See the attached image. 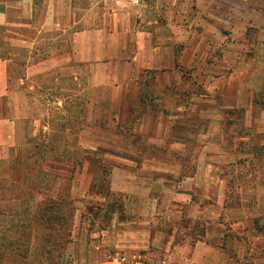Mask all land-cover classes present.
Here are the masks:
<instances>
[{
	"label": "crops",
	"instance_id": "obj_1",
	"mask_svg": "<svg viewBox=\"0 0 264 264\" xmlns=\"http://www.w3.org/2000/svg\"><path fill=\"white\" fill-rule=\"evenodd\" d=\"M263 5L264 0H0V26L4 28L0 41V148L16 145L21 123L32 119L37 123L31 94L50 87L65 92L54 98L61 105L72 99L74 91L81 96L93 89L87 104L103 107L111 100L119 107L116 117L138 115L144 122L146 119V126H152L151 118L157 116L175 119L176 127L161 121L155 126L163 141L175 128V139L157 145L152 138V143L142 147L196 149L192 173L182 178V182H191L186 190L194 193L188 191L178 200L190 205L195 218L208 227L191 256H182L179 264H226L231 252L244 258L251 251L256 252L253 261L264 264V233L257 234L254 223L264 215V64L258 54L248 57L251 39L247 30L226 33L213 29L217 22L231 24L236 6L244 8L240 13L244 19L250 13L264 23ZM262 43L258 41L256 47ZM149 71L156 75L157 93L152 99L161 102L160 109L139 111L140 92L145 87L141 81ZM186 71L199 80L206 93L189 95L182 89ZM109 86L116 94L107 99L104 90ZM202 101L209 103L203 105ZM127 105L132 106L130 110ZM235 110L244 111L247 135L233 137V130L226 135L222 115ZM97 111L90 109L91 117L102 118ZM206 118L210 121L204 127ZM225 160L241 170L236 206L228 205ZM129 161L137 165L136 160ZM143 164L168 166L173 162L153 156L144 158ZM122 177L118 168L117 178ZM135 184L141 187L145 183ZM117 190L126 189L119 186ZM72 194L83 196L76 187ZM225 216L240 218L245 229L233 235L230 246ZM134 223L128 235L121 237L124 231L118 232V247L137 250L158 245L149 221Z\"/></svg>",
	"mask_w": 264,
	"mask_h": 264
},
{
	"label": "rangeland",
	"instance_id": "obj_2",
	"mask_svg": "<svg viewBox=\"0 0 264 264\" xmlns=\"http://www.w3.org/2000/svg\"><path fill=\"white\" fill-rule=\"evenodd\" d=\"M261 8L264 10V5ZM243 10L241 6L233 7L231 24L217 22L213 29H220L226 33L233 30L244 33L247 30L251 39L248 57L253 58L258 54L261 63L264 64V43L256 47L258 41H264L263 19H256L249 13L246 20L240 15ZM2 35L3 31L0 30V41ZM185 76L182 89L187 94L206 93L191 72L186 71ZM150 83L149 87H143L150 95L147 100L149 104L138 105L139 111L150 107L155 110L160 109L161 102L155 99V103L152 99L153 94L157 93L156 79ZM64 93L59 87H50L39 94H31L32 99L35 100L32 106L35 109L34 116L37 117V123L34 124V119L21 123L16 145L9 149L0 148V198L2 199L0 208L20 214L19 217L23 218L22 222H19L20 225L23 223L33 225L29 217L36 216L37 208L43 206L46 197L59 198L65 195L74 208L71 218L63 227L67 234L55 242L52 252L42 250L41 253L40 245L45 244L43 239L48 237L42 238L43 235L47 231L55 235L54 231L42 229L39 225H34L33 232L28 230L32 227L31 225L12 228V223L15 221L10 214H7L0 218V264H179L182 256H191L201 227L205 225L207 230L208 226L205 221L195 218L190 205L185 204L184 201L179 202L178 199L188 191L193 192V190H186L191 187V182H182V178L192 173V163L197 157L196 149L164 150L157 148L159 146H154L152 149L142 147L147 142L152 143V138L156 139L154 143L157 145L163 141L160 130L155 127L158 122L176 127L177 120L157 119L159 117L157 116V118H151L155 122L151 123L152 126H146V119L144 122V118L138 115L130 117L127 114L124 118L116 117L115 112L119 107L111 100L103 103V107L102 105L93 106L92 102L87 104L88 96L94 94L93 89L85 91L81 96H76L77 92L74 91L72 99L61 105L54 98L61 97ZM104 94L107 99H110L116 94V89L109 86L104 90ZM204 103L209 102L202 101L203 105ZM129 106L127 105V108ZM131 107L128 109L130 110ZM90 109L93 112L99 109L97 113H102L103 117H91ZM229 113L231 111L226 116L222 115L223 120L220 118L224 127L227 128L226 135H230L235 127L238 128L235 124L227 125L230 119ZM239 115V111L235 112L236 120ZM209 121L206 118L202 126L207 127ZM214 121L212 119L210 124ZM172 131L164 135V141L167 138H176L178 131L175 128ZM79 149L103 150L104 159L113 165L109 176L110 185L112 192L119 195L118 198L121 199L123 206L108 221L103 220L102 216L101 219H94V212L98 210L99 205L107 202V198L92 190L96 182V174L90 169L89 161H85L82 168L71 166L70 157L74 160L83 156L80 153L77 156L71 153L72 150ZM45 150L47 152H44ZM205 153L206 151L202 152L201 156L203 157ZM153 156L169 159L173 164L168 166L143 164L144 158ZM130 159L136 160L137 165L131 163ZM32 160L35 166L31 165L27 175H23L22 170L27 169L28 163L30 164ZM179 161L185 164L180 165ZM226 161L224 176H226L228 205L236 206L240 202L236 191H238V185L242 184V179L237 176L241 170L234 164L229 165ZM118 168L123 171V177L120 179L117 178ZM135 181H144L145 184L135 187ZM35 185L36 188H34ZM119 186L126 190L124 192L117 190ZM75 187L83 193V196H73L72 191ZM132 190L133 192H130ZM145 209L149 212L144 211ZM223 218L227 225V235H231L226 240L230 246L233 235L236 236V232H243L245 229L240 218L229 219L227 216ZM142 221L150 222L152 238L158 237V245L151 244L147 249L137 250L118 247L116 244V238H120L118 232L124 231L121 237L124 233L128 235L131 231L130 226L135 225L134 222L138 224ZM260 225H263L262 220ZM34 235L39 238L33 239ZM14 239H18L20 247L14 243ZM54 239L53 236L51 240L54 241ZM58 241H60L59 246H57ZM227 244L224 247H228Z\"/></svg>",
	"mask_w": 264,
	"mask_h": 264
},
{
	"label": "trees",
	"instance_id": "obj_3",
	"mask_svg": "<svg viewBox=\"0 0 264 264\" xmlns=\"http://www.w3.org/2000/svg\"><path fill=\"white\" fill-rule=\"evenodd\" d=\"M38 0H36L37 3ZM3 27L0 26V30L3 31ZM2 57V56H0ZM145 79H142V83H145V88L150 85V81H154L156 79V75L155 72H146V76L143 75ZM149 87V86H148ZM143 89V86H142ZM150 96L149 93L146 91V89L141 90L140 92V105H145V104H149V102L147 101V97ZM146 106V105H145ZM240 112V115L238 116V120H236V116H235V112ZM238 111H231V113H229L230 115V119L228 120L227 125H237V127H235V129H233V133L231 134V136H235L237 135H247L248 131L246 130L245 126H244V116H243V110H238ZM264 152V148L261 149ZM261 150H258L257 152H260ZM44 152H47L46 150ZM70 154V151H68ZM72 154H76V156L78 155V153L82 154L83 156H81V158H76L73 160L72 157L71 158V166L73 168L80 166L81 168L83 167V165L85 164V161H89L90 166H91V170L95 175V181L93 186H92V190L97 194H100L104 197L107 198V202L99 205L98 210L96 212H94V219L98 218L101 219L100 217H103V220H109L110 218L113 217L114 213L117 210H121L122 209V201L119 197L118 194H115L114 192H112L111 189V181L109 176L112 173V169H113V165L109 162H107L104 157H103V150H92V149H79V150H72L71 151ZM33 157V155H31ZM29 156H27L28 158ZM26 158V159H27ZM31 159V158H30ZM27 162H29V160H26ZM34 160H32L30 162V164L28 163L27 165V169L22 170L23 175H27V173L29 172V169L31 165L33 164ZM40 163V161H39ZM22 164V163H21ZM42 164V163H41ZM43 170V169H40ZM39 172V170H38ZM36 172V174L38 173ZM17 182H15L16 184ZM46 186V185H44ZM48 186V185H47ZM36 188V185L35 187ZM1 198H0V202H1ZM74 208L71 205V201L68 200L66 198V196L61 195L59 196V198H50V197H46L45 202L43 204L42 207H38L37 208V213L36 216L33 215L30 218V222H33L31 225V223H23V224H19V222H22L21 220L23 219L22 217H19L20 214L18 213H11L8 211H5L3 209L0 208V218L1 217H5L7 214H10V216L12 217V220H14L16 222L12 223V228H19V227H28V226H32L31 228H28V230L30 232L34 231V225H39L40 227H42V229H50L53 230L55 235L52 234V232L50 233L49 231H47L46 234L43 235L42 238L46 237V239H43L45 241V244L40 245V252L42 253V250L45 252H52L53 250V245L55 244V242L57 240H59V238H63L65 236V234H67V232L65 231V229H63L64 225L66 224V221L69 220L73 214V210ZM103 211V212H102ZM263 221V225H260V221ZM254 223L256 225V233L257 234H262L264 233V215L258 216L254 219ZM66 232V233H65ZM199 236L196 238L197 240H202L203 237L206 236V226L204 225L203 227H201L200 231H199ZM54 236V241L51 240V238ZM231 236V235H230ZM229 235H226V238L230 237ZM39 237H33V239H37ZM69 240H71V238H69ZM227 240V239H226ZM14 243H16V245H19V247L21 246L20 242H18V239H14ZM17 241V242H16ZM60 241H58L57 246H59ZM31 244V241H30ZM225 245V244H224ZM49 246V247H48ZM19 247H17V250H19ZM48 247V248H47ZM26 250L28 251V248L26 247ZM49 254V253H48ZM256 255V252L253 254H248L246 255L244 258L239 257L237 254H235L234 252H231V256L229 261L226 264H257L254 261V257ZM254 260V261H253Z\"/></svg>",
	"mask_w": 264,
	"mask_h": 264
},
{
	"label": "built area",
	"instance_id": "obj_4",
	"mask_svg": "<svg viewBox=\"0 0 264 264\" xmlns=\"http://www.w3.org/2000/svg\"><path fill=\"white\" fill-rule=\"evenodd\" d=\"M122 260H124V258H122Z\"/></svg>",
	"mask_w": 264,
	"mask_h": 264
}]
</instances>
